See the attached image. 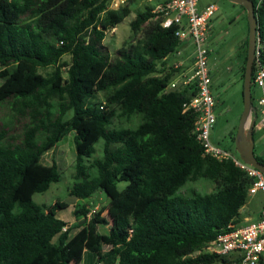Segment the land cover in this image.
Returning a JSON list of instances; mask_svg holds the SVG:
<instances>
[{
  "label": "trees",
  "instance_id": "1",
  "mask_svg": "<svg viewBox=\"0 0 264 264\" xmlns=\"http://www.w3.org/2000/svg\"><path fill=\"white\" fill-rule=\"evenodd\" d=\"M112 1L0 0V264H219L204 250L240 224L249 203L254 179L232 160L205 155L194 134L197 116L184 105L196 91H166L177 73L167 60L182 44L178 26L164 28L154 8L136 11L130 27L142 39L111 54L107 33L137 0L116 10ZM252 1L264 66V0ZM109 91L104 104L96 101ZM69 132L76 149L69 195L109 199L85 223L80 204L70 226L58 217L67 204L34 201L60 182L58 164L42 159ZM200 180L216 191L180 194Z\"/></svg>",
  "mask_w": 264,
  "mask_h": 264
},
{
  "label": "rangeland",
  "instance_id": "2",
  "mask_svg": "<svg viewBox=\"0 0 264 264\" xmlns=\"http://www.w3.org/2000/svg\"><path fill=\"white\" fill-rule=\"evenodd\" d=\"M152 3L149 0H137L131 6L133 10L132 14L117 25L115 29L108 31L105 44L111 50V54H114V51L122 48L125 43H129L132 40L136 42L142 39L143 32H140L134 37L130 23L135 19L136 11H144L146 8H152L150 6ZM212 3L218 7V11L211 20L207 41L210 51L209 67L212 76V90L216 100L214 109L216 125L212 131V142L230 153L235 159L241 160L236 150V136L244 110V80H242V68L247 50L245 41L249 36L247 13L244 7L227 0H200L199 7ZM174 58L170 56L169 61L173 62ZM64 60H69V57L66 56ZM44 73L46 72L44 71ZM3 81L0 79V87ZM110 92L99 93L96 101L104 104ZM259 97L260 91L252 86L253 106L254 101H256L257 105V99ZM71 115L69 114L66 120H69ZM261 120L262 118L260 116L259 121ZM115 124L119 125L118 121ZM123 124L126 126H134L135 122ZM74 136L73 132L66 133L54 149L43 155L42 163L50 166L55 161L58 164L62 178L60 182L53 184L47 192L34 196V201L42 206H51L57 201L67 204L68 209L59 212L58 217L68 224L70 222L76 223L80 220L74 214L77 209L81 210L80 204L87 206V210L89 211L86 218L83 219V216H81L83 219L81 223H85L95 215V212L106 207L109 201L106 194L102 192L96 193L87 201H79L69 195V189L73 185L76 159ZM254 142L255 155L264 158L263 129L256 128ZM95 148L96 152L94 157L100 158L103 153V142H99ZM125 185L126 183L120 184V188H124ZM216 188L214 182L200 180L197 182H189L180 191V194L188 195L193 190L201 194H207L216 191ZM249 201L251 202V207L254 205L259 206L264 201V193L258 192L255 195H251ZM103 217L109 222L112 220V215L108 211L103 213ZM109 230L110 225L99 226L101 234H108ZM76 232V229L73 230L70 236L72 237ZM104 250H109V247L105 246Z\"/></svg>",
  "mask_w": 264,
  "mask_h": 264
},
{
  "label": "built area",
  "instance_id": "3",
  "mask_svg": "<svg viewBox=\"0 0 264 264\" xmlns=\"http://www.w3.org/2000/svg\"><path fill=\"white\" fill-rule=\"evenodd\" d=\"M262 1L259 0L258 7ZM126 2L127 0H113L110 7L116 10ZM199 2L200 0H168L158 4L153 10L154 19L160 20L164 28L178 26L176 36L182 44L188 42L191 46V54L188 57L192 62L190 72L182 71V62L169 65V68L173 67L177 73L166 91L181 88L196 91V95L185 103L184 109L194 112L197 116L194 134L203 146L205 155L219 161L232 160L237 167L254 179L249 195L264 193L262 172L235 159L230 153L212 142V131L216 125L214 114L216 100L212 90L209 67L210 51L207 41L211 20L218 11V7L212 3L200 10ZM260 49L261 44L258 41L253 85L260 91L255 111L256 114H260L262 120L256 124L255 128L264 129V66L258 60ZM180 53L179 48L174 52V54ZM204 252L216 255L219 264H264V209L258 221L247 225L230 226L229 230L219 235L205 248Z\"/></svg>",
  "mask_w": 264,
  "mask_h": 264
},
{
  "label": "water",
  "instance_id": "4",
  "mask_svg": "<svg viewBox=\"0 0 264 264\" xmlns=\"http://www.w3.org/2000/svg\"><path fill=\"white\" fill-rule=\"evenodd\" d=\"M233 4L240 5L247 12L249 24L247 60L244 74V110L240 120L237 136L236 150L242 162L252 166L264 174V164H261L255 155V142L253 132L256 127V111L252 101L253 74L256 55L258 52V29L259 24L252 0H227ZM70 226V225H69Z\"/></svg>",
  "mask_w": 264,
  "mask_h": 264
},
{
  "label": "crops",
  "instance_id": "5",
  "mask_svg": "<svg viewBox=\"0 0 264 264\" xmlns=\"http://www.w3.org/2000/svg\"><path fill=\"white\" fill-rule=\"evenodd\" d=\"M149 1L153 2L152 4H150V6L152 8H155L158 4L164 3L168 0H159V1L158 0L157 1L156 0H149ZM154 1H156V2H154ZM206 6L207 5H205L203 7H199V9L202 10ZM179 50L181 53L180 54H174L171 56V57H175L173 62L169 61L170 60V57H169V59L167 60V64L168 65H174L177 62H182V64H183L182 71L185 73H189L191 70V66H192V62L188 58L189 55L191 54L190 43L185 42V43L181 44L179 47ZM255 130H256V128H255ZM254 136H255V133H254ZM263 209H264V201L259 206L254 205L252 207H251V202L249 201V203L241 210V217L239 220L240 224H238V225H247V224L258 221ZM73 223L75 224V222H70L69 225H72Z\"/></svg>",
  "mask_w": 264,
  "mask_h": 264
}]
</instances>
